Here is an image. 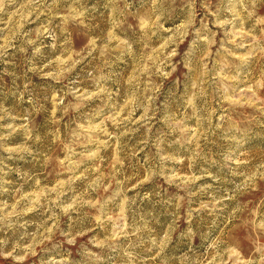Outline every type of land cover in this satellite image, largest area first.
Masks as SVG:
<instances>
[{"label": "clouds", "instance_id": "1", "mask_svg": "<svg viewBox=\"0 0 264 264\" xmlns=\"http://www.w3.org/2000/svg\"><path fill=\"white\" fill-rule=\"evenodd\" d=\"M0 81V260L264 264V0H0Z\"/></svg>", "mask_w": 264, "mask_h": 264}, {"label": "rangeland", "instance_id": "2", "mask_svg": "<svg viewBox=\"0 0 264 264\" xmlns=\"http://www.w3.org/2000/svg\"><path fill=\"white\" fill-rule=\"evenodd\" d=\"M5 79H6V78H5ZM0 82H2V81H0ZM105 167H107V165H105ZM257 202H259V201H257ZM0 264H10V262L0 260Z\"/></svg>", "mask_w": 264, "mask_h": 264}]
</instances>
